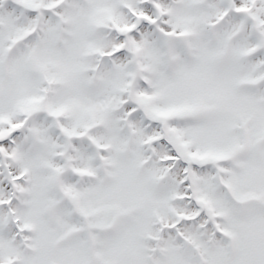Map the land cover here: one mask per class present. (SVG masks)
Segmentation results:
<instances>
[{
  "label": "snow or ice",
  "instance_id": "6c2138e0",
  "mask_svg": "<svg viewBox=\"0 0 264 264\" xmlns=\"http://www.w3.org/2000/svg\"><path fill=\"white\" fill-rule=\"evenodd\" d=\"M0 264H264V0H0Z\"/></svg>",
  "mask_w": 264,
  "mask_h": 264
}]
</instances>
